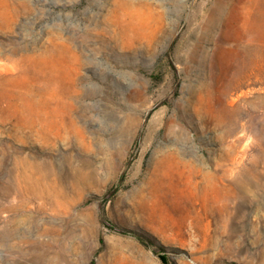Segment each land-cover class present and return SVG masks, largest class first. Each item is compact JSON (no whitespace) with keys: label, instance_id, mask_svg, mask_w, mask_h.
<instances>
[{"label":"rangeland","instance_id":"1","mask_svg":"<svg viewBox=\"0 0 264 264\" xmlns=\"http://www.w3.org/2000/svg\"><path fill=\"white\" fill-rule=\"evenodd\" d=\"M0 70V264H264V0H0Z\"/></svg>","mask_w":264,"mask_h":264},{"label":"bare ground","instance_id":"2","mask_svg":"<svg viewBox=\"0 0 264 264\" xmlns=\"http://www.w3.org/2000/svg\"><path fill=\"white\" fill-rule=\"evenodd\" d=\"M12 2H13V1H12ZM17 51H18V50H17ZM12 56H13V55H12ZM14 64H15V65H16V64H19V62H16V61H15ZM9 69H10V68H9ZM1 70H3V69H1ZM1 70H0V71H1ZM4 71H5V70H4ZM9 71H10V70H9ZM2 72H3V71H2Z\"/></svg>","mask_w":264,"mask_h":264}]
</instances>
